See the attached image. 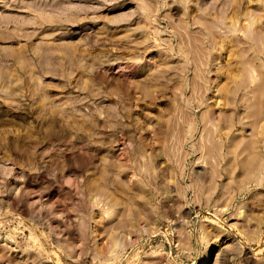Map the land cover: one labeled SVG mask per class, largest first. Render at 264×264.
Masks as SVG:
<instances>
[{"label":"rangeland","instance_id":"374dc122","mask_svg":"<svg viewBox=\"0 0 264 264\" xmlns=\"http://www.w3.org/2000/svg\"><path fill=\"white\" fill-rule=\"evenodd\" d=\"M0 264H264V0H0Z\"/></svg>","mask_w":264,"mask_h":264}]
</instances>
